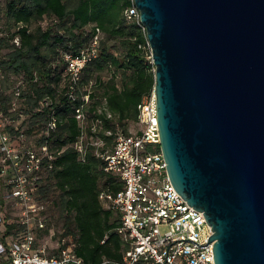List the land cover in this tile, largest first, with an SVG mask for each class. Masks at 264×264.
Wrapping results in <instances>:
<instances>
[{
	"label": "water",
	"instance_id": "95a60500",
	"mask_svg": "<svg viewBox=\"0 0 264 264\" xmlns=\"http://www.w3.org/2000/svg\"><path fill=\"white\" fill-rule=\"evenodd\" d=\"M161 150L215 264H264V0H134Z\"/></svg>",
	"mask_w": 264,
	"mask_h": 264
},
{
	"label": "trees",
	"instance_id": "16d2710c",
	"mask_svg": "<svg viewBox=\"0 0 264 264\" xmlns=\"http://www.w3.org/2000/svg\"><path fill=\"white\" fill-rule=\"evenodd\" d=\"M3 1L0 30L5 18L6 34L0 38V51L8 46L10 52L0 66L4 74L24 75L29 81L31 92L26 98L31 105L32 126L39 122L46 125L52 116L58 121L51 140L57 151L62 152L42 179L54 181L60 210L70 217L73 228L67 229L71 237L67 241L74 244L78 256L87 264H98L104 259L121 260L126 249L117 231L121 216L104 208L100 194L116 193L122 182L104 171L103 159L96 153L102 147L91 143L99 138L104 146L112 148L119 131L130 134L129 124L138 121L143 97L155 87V66L149 58L146 30L126 15L133 0ZM97 35L98 56L83 72L85 95H89V100L85 99V132L90 144L82 161L69 146L81 132L75 116L80 101L72 104L59 91L68 82L62 52L78 54ZM105 72L110 74L109 79L103 77ZM5 84L0 87L1 110L11 106V97L4 92L9 89ZM46 98L50 99L48 104L44 103ZM10 127L6 132H17L13 124ZM45 188L46 185L37 184L35 196L38 198ZM16 225L7 223L1 237L3 242L7 243L8 237L21 230L20 225L15 229ZM43 230L49 231V221ZM49 252L54 253L55 248L52 246ZM2 264H9L7 256Z\"/></svg>",
	"mask_w": 264,
	"mask_h": 264
},
{
	"label": "built area",
	"instance_id": "2783aa9c",
	"mask_svg": "<svg viewBox=\"0 0 264 264\" xmlns=\"http://www.w3.org/2000/svg\"><path fill=\"white\" fill-rule=\"evenodd\" d=\"M1 2L3 0H0V19ZM126 15L142 25L134 0ZM15 42L19 44V39ZM98 45L97 35L89 47L82 48L78 54L62 52L68 82L65 89L59 91L72 104L80 101L75 116L81 132L69 146L82 161L86 159L90 144L85 132V99L88 101L89 95L83 90V72L98 56ZM149 58L152 59V55ZM49 102V98L44 100L45 104ZM136 124L138 129L130 134L119 131L112 148L104 146L99 138L91 143L102 147L96 153L103 159L104 171L122 182V188L116 193L102 191L100 200L104 208L120 214L121 224L117 231L126 246L121 260L104 259L98 264H215L214 242H210L213 230L204 212L189 205L171 182L160 145L155 88L143 97ZM57 129V118L52 116L38 146L16 147L12 133L3 131L0 126V148L4 154L0 178L6 179L10 196L21 209L18 222L21 230L8 237L7 243L0 242V250L8 257L9 264H87L78 256L74 244L66 239L53 246L55 252L52 254L37 246L35 230L45 229L47 220L42 215L45 207L37 201L35 189L43 173L53 168L62 152L57 151L51 140Z\"/></svg>",
	"mask_w": 264,
	"mask_h": 264
},
{
	"label": "rangeland",
	"instance_id": "374dc122",
	"mask_svg": "<svg viewBox=\"0 0 264 264\" xmlns=\"http://www.w3.org/2000/svg\"><path fill=\"white\" fill-rule=\"evenodd\" d=\"M4 6L3 1L1 2V7ZM1 31L2 35L6 34L5 18L2 19ZM9 52L10 48L8 46L3 48V50L0 51V61L5 60V57ZM103 77L109 79L110 74L105 72ZM4 83H6V88L9 87L8 90L4 89V92L11 97V106L9 104L7 110L2 108V112L0 113L1 128L3 131H8L11 129L10 125L12 124L18 128L16 129L17 132H10L13 135V141L16 147H24L26 145L38 146L39 142L44 138L45 123L39 122L32 126V115L30 114L31 105L28 104V99L26 98V95L31 92L29 81L24 75L8 76L7 74H4L2 67L0 66V87H4ZM83 88L85 91V81ZM87 89L89 90L90 87ZM19 91L21 92V96L18 94ZM88 125L89 123H87V126ZM129 128L132 132L138 129V125L134 122H130ZM3 157L4 154L0 148V169L3 166ZM45 177L46 174L42 176L43 179ZM42 178L37 184H41V187L46 185V190H43L40 196L38 195V198L37 196L36 198L40 205L45 207L42 215L46 217L47 223L49 221V231H35L38 239L37 246L49 251L51 250V247L56 246L59 241H63L64 239L69 240L71 238L70 234L67 233V229L69 226L73 228V225L70 224V217L60 210L58 205L59 193L53 186L54 181L48 178L43 180ZM19 221H21V209L16 201L10 196V186L6 179L0 178V242L2 241L1 237L4 234L7 223L19 225ZM17 225L15 229L18 230ZM17 230H14V232ZM5 262L6 254L2 253L0 250V264Z\"/></svg>",
	"mask_w": 264,
	"mask_h": 264
}]
</instances>
